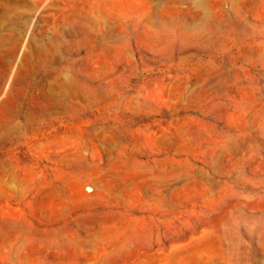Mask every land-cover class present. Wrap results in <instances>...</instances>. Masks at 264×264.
I'll return each mask as SVG.
<instances>
[{
    "label": "rangeland",
    "instance_id": "1",
    "mask_svg": "<svg viewBox=\"0 0 264 264\" xmlns=\"http://www.w3.org/2000/svg\"><path fill=\"white\" fill-rule=\"evenodd\" d=\"M0 264H264V0H0Z\"/></svg>",
    "mask_w": 264,
    "mask_h": 264
}]
</instances>
